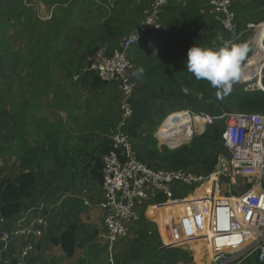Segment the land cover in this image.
<instances>
[{
  "label": "trees",
  "instance_id": "trees-1",
  "mask_svg": "<svg viewBox=\"0 0 264 264\" xmlns=\"http://www.w3.org/2000/svg\"><path fill=\"white\" fill-rule=\"evenodd\" d=\"M108 1L113 4L126 3V0ZM108 1H53L57 4L55 6L56 10H64L63 13L65 15L77 13L76 16L79 20H82L80 22H88L86 26L78 24L75 26L72 23L73 27L71 25L68 28L70 29L69 33L63 32L69 19L59 20L61 12L53 10L48 20H42L40 18L37 19L33 15L31 17L28 14L29 11L26 10L28 6L21 4L24 10L22 12L19 11L17 17H11L9 21L14 27L18 26L15 28L13 36H8L7 38H11L13 44L22 39V46L12 49L8 39L3 40L5 32H1L0 54L2 57L5 52L22 57L25 60L23 63H27V69L23 76H19V71L15 70L12 72V76L7 79L16 87V92H13L14 89L11 91L9 88L6 93L1 94L0 91V131H2L0 132V145L9 148V142L3 143L1 136L4 134L10 135L9 141L17 142L18 146L17 149L15 148V154L18 156L19 161L17 174L13 177H0V236L3 231L8 230L7 223L9 221L17 218L25 211L35 208L40 202L42 203L39 205L43 204L45 200L52 199V195H55L56 190L59 188L66 190L68 187L65 186L63 188V185H65L67 180H74L87 172H91L93 175L99 173V177L101 176L102 154L107 153L110 148V136L116 130L120 120L121 104L118 100V108L113 116H111V111L106 110L101 112L96 118H93L92 121L95 123V125L92 124L93 129L98 127V124L101 125L98 130L94 129L96 133L98 132L96 134L97 137H101V139L98 142L86 140L88 132L78 125L82 112L78 113L76 117L70 113L73 107L70 105L72 98L69 96V92L73 90L74 85H66L67 88L64 86V93L61 97H58L60 95L59 90H62V87L55 84L56 77L53 76L52 71L57 70L65 82L72 80L75 75H78L79 78L74 80L80 79L83 83L91 80L89 87L94 91H98V89L101 91L106 89L109 84L111 85V83L104 82L94 76L91 71H84L85 64L98 47L103 45L109 47L117 46L121 38L129 31V27L123 28V30L118 29V26L122 23L119 20H116L119 25H114V13L112 14L113 16L108 15L105 17L98 12V10L107 12L102 7L109 9ZM182 1L194 8L196 4H201L203 0ZM258 2L264 5V0L249 1L245 7L247 9L246 14L244 12L241 13V11L245 10L244 7L241 10L233 11L236 21H240L237 32H242V38L235 40L232 44L243 42L249 46L242 68L248 58L254 53V49L247 39L249 35L244 32L246 26L244 23L247 21L251 22V18H254V22L259 23L264 18V9L260 10L259 8L257 10V7L262 6ZM58 3L64 4L58 5ZM130 3L131 1L129 0L126 4L129 5ZM170 3L160 15V23L161 18L166 13L169 16L172 13V10L167 11L171 8L169 7ZM13 5L15 4L4 5V11L14 14L16 6ZM251 5L257 6L255 10L249 9ZM142 9L145 15L149 9V3H144ZM126 10H128L126 6L121 8L122 12ZM198 11L200 12L199 7L194 11V14L185 16V10H181L177 19H171L173 22L171 24L173 25L169 24L167 26L169 30L174 29L175 26L178 32L181 30L185 41L183 46H181V51L176 56H172V54L167 56V62L165 63H169V68L166 70L169 75L166 78V84H162L155 91L159 92V97L165 96L163 99L165 101L176 100L178 102L177 106H175L176 108L179 105L182 107L186 106L209 114H216L218 111L223 110L240 113L264 112L263 90L245 91L243 85L236 82L232 91L221 98L217 95L220 91L219 89L211 86L206 80H197L192 73L187 71V50L193 44L201 47H213L209 43L202 45L198 35L192 42L186 38L188 34H191V27L206 28L203 23L205 15L212 18L208 10H204L205 15H200ZM99 13L100 15L98 16ZM168 19L169 17L166 21ZM212 20L214 21L213 18ZM62 21H64L65 25ZM211 30L213 32H225L218 23H213ZM155 32H150V34ZM225 34L226 36L228 35L226 32ZM145 39L139 43L140 45L137 44L127 52L132 65L130 79L134 82L140 80L139 78L143 75L151 76L156 70H164L162 64H152L150 66L151 62L153 63V60H156V55L152 57L150 54L145 56L147 50L151 51L148 43L143 44ZM1 70L0 62V80L4 82L2 77L5 76ZM28 74H32V76L28 77ZM17 81H19L18 86H16ZM261 83L264 87V77H262ZM2 86L7 87V83ZM182 87L189 89L188 93H183L181 91ZM42 95H44L43 98L41 97ZM128 101L132 106L133 114L128 120L127 126L130 133L134 134L137 125L141 123L142 119L147 117L150 112L154 111L156 113V110H152L154 106L151 108L149 102L144 103L140 100L139 95L136 98L132 96ZM42 108L46 110V113L37 115ZM76 108L78 109L77 105ZM173 109L175 108L170 111ZM59 112H64L66 118L69 115L68 119L76 125L78 130L71 131L69 129L71 124L67 126L63 122L65 118H61ZM205 133L193 138L189 144L180 148L174 150L163 148V154H160L153 147L156 140L152 138V143L149 142L146 146L137 150V156L141 161L147 163L148 166L154 168L177 169L183 167L188 170L200 168L211 171L215 165V157L203 161L199 160L203 153L209 152ZM218 138L219 134L218 130H216L215 136L212 137L210 143L215 142ZM192 158L194 159L192 160ZM154 159L160 160L162 164L155 165L149 161ZM187 167H192L193 169ZM221 194L226 195L223 191ZM190 198L191 196H188L186 200H190ZM154 201L155 204L162 203L165 198L156 197ZM42 206L40 207L42 208ZM160 208L161 206H156L153 209L154 215L159 216ZM141 216L142 218L138 223V233H136V244L134 246L129 245L128 254L130 255L119 259L120 264H171V261L176 258L180 259L181 255L187 256L186 252L181 250V248H159L161 241L156 227L152 226V222L145 216L144 211ZM77 234L78 228L75 224H72L65 227L59 236L50 233L48 243L60 246L67 256H72L77 245L75 240ZM163 238L167 245H171V243L167 242L164 235ZM8 251L10 250L8 249ZM13 262L14 260L12 259L9 263L13 264ZM187 263H189V260Z\"/></svg>",
  "mask_w": 264,
  "mask_h": 264
},
{
  "label": "built area",
  "instance_id": "built-area-1",
  "mask_svg": "<svg viewBox=\"0 0 264 264\" xmlns=\"http://www.w3.org/2000/svg\"><path fill=\"white\" fill-rule=\"evenodd\" d=\"M170 1L151 0L145 20L132 27L117 46L98 47L84 67V71H91L100 80L115 84L122 96L120 120L110 136L111 145L103 158L100 180L99 206L107 211L103 224L108 232V262L115 264L114 245L139 227L142 218L139 209L172 202L180 208L177 220L170 212H164L161 217L163 231L172 228L184 241L204 240L214 264H227L252 255L259 264H264V112L223 110L209 114L179 107L163 117L154 138L159 146L170 150L189 144L212 126L220 127L224 153L216 157L211 171L150 167L138 158L133 148V137L127 126L133 109L128 100L133 96L136 83L130 79L132 65L127 52L150 32L160 30V15ZM208 4L209 14L234 42L238 24L232 0H209ZM258 76L260 78V74H253L239 82L245 91H264L261 80L251 82ZM77 78L79 76L75 75L74 79ZM181 91L188 93L185 87ZM176 110L185 111V114H178L181 111ZM224 186H227V195L221 194ZM235 189L240 190L234 192ZM212 192L214 200H211ZM188 196L191 198L186 201ZM156 197H163L165 201L155 204ZM45 227L43 219L38 221L25 212L13 228L1 233L0 243L4 248L10 245L13 237L23 240L14 264H32L30 254L35 243L31 237L35 241L42 237ZM186 244L188 242L167 245L162 239L163 247Z\"/></svg>",
  "mask_w": 264,
  "mask_h": 264
},
{
  "label": "rangeland",
  "instance_id": "rangeland-1",
  "mask_svg": "<svg viewBox=\"0 0 264 264\" xmlns=\"http://www.w3.org/2000/svg\"><path fill=\"white\" fill-rule=\"evenodd\" d=\"M107 1L108 0H106V2ZM130 1H131V3L129 5L126 4L129 2V0H126V3L122 2L119 4H113L111 1H108V8L109 9H106V8L101 6L102 9L106 10L107 12L105 13V12L100 11V10H98V12L103 14L105 17L108 15L113 16L112 14L114 13V15H115V17L113 16V18H115L114 19V25H119L118 22L116 21V20H119L122 23H121V25L118 26V29L123 30V28L129 27V30H130L133 26H135L138 23L145 20L144 19L145 16L142 12L143 11L142 7H143L144 3H150L151 0H130ZM249 1H251V0H234V1L232 0L233 11H236L238 9L241 10L242 7L245 8ZM32 2H33V0H23V3L27 4V5L31 4ZM207 3H208V0H203L201 4L198 3L193 8L192 6L187 5V3L185 1L174 0L169 6L171 8L167 10V11L172 10V13L170 14V16L168 15V13H166L165 16H163L161 18L162 20L160 23V30L158 32L148 34L147 38L143 42V44L148 43L149 48L151 49L150 52L147 50V53L145 54V56H147L149 54L151 57L156 55V60H153V63L151 62L150 66L152 64L153 65L162 64L164 67V70L163 69L156 70V71H154V73L151 74V76L143 75V76H141V78H139L140 80L135 82L136 86H135V89L133 92L134 98H136L137 95H139L140 100H142L144 103L149 102L151 105V108L154 106V109H152V110H156V113L160 112V114L159 113L156 114V113H154V111L150 112L148 114V116L146 117V119H144V120L148 121V126L151 129L150 132L153 131L155 133V130L158 128L159 124L163 120V117H164L163 115H166L172 108H176L175 106H177V104H178V102L176 100H168V101L163 100L165 98V96L159 97V92L155 91L156 88L161 87L162 84L163 85L166 84V78L169 75V73L166 72L167 68H169V63H165V62H167L166 61L167 56L169 54H172V56H176L181 51V46H183L184 41H185L183 39L184 37H183V33L181 30L178 32L177 27L175 25H174L175 26L174 29L169 30V29H167V26L169 24L171 26L173 25V24H171V23H173L171 21V19H177V17L180 16L179 13L181 10H185V16H190V14H194V11H196L197 8L199 7L200 12H201L200 13L198 11L199 14L205 15L204 10L207 11L208 9H210V5ZM206 4H207V6H206ZM258 4L261 5L262 3L258 2ZM13 6H16L15 7L16 12L15 13L18 14L21 5L15 4ZM124 6H126V8L128 10L122 12L121 8ZM256 7L257 6H255V5H251L249 7V9H252V11H253V10H255ZM259 8H260V10L264 9V5L262 4L261 7H257V10ZM243 12L246 14L247 9L245 8L244 11H241V13H243ZM100 13L98 14V16L100 15ZM48 14H49V11L47 10V8L45 6L42 5V7H40L38 10V15L43 18V17L47 16ZM76 14L77 13H75L74 15H73V13L66 14L65 16L61 15V17L63 19L64 18L69 19L68 22L66 23L65 27H64L65 23H64V21H62L64 23V25H62L64 27V30H63L64 33H69L70 29H68V28L72 25V23L75 26L77 24L86 26V23H88V22H86V23L80 22L82 20H79V18L76 16ZM0 16L3 19V21L0 22V29H4V28H6V26L8 27V21H7V18L5 16H2V14H0ZM168 17H169V19H168V21H166V19ZM212 18H210V16L205 15L203 17V23L206 26V28H200V27L193 26L190 28L191 34L190 35L188 34V36L186 38L188 40H190V42H192L193 39H195L196 36L198 35V36H200V43H202V45L209 43V44L213 45L212 48H216V47L221 46L223 41L233 42V40L230 39L229 35L226 36L225 32H217V31L213 32L211 30L213 23L217 24L215 21L212 20ZM250 20H252V21L251 22L247 21L246 23H244L246 25L244 28V30H245L244 32L248 33L249 36L247 39L251 43V45L254 49V53L252 54L251 57H256V58L258 57V60L254 64V66L248 67V68L254 69L255 76H257L256 75L257 73L260 74V78H259V76L255 77V78L253 77L251 82L255 83V80L260 82L261 78L264 77V50H263L264 49V43H263L264 39H262L261 42H259V43H257V41H256V38L259 35V27L261 26V24H263L264 18L259 23L254 22V18H251ZM236 22H237V24L238 23L240 24V21L237 20ZM9 24H11V23L9 22ZM248 24H249V27H248ZM17 26L18 25H16L14 27V25H13V28L11 31L7 30V28H6L5 34L3 35L4 36L3 40L8 39V42H9L10 46L12 47V49L14 47L18 48L19 46H22V44H23L22 39H19V41L17 43L13 44L12 39L7 38L8 36H13L14 30ZM72 27H73V25H72ZM1 32H2V30H0V33ZM7 32H9L8 36L6 35ZM218 36H222L223 41L218 40L217 39ZM239 38H242V32L236 33L235 40H237ZM1 40H2V38H1ZM203 40H205V41H203ZM258 44H260V46ZM260 52L261 53L263 52V54H261ZM251 57H249V58H251ZM23 61H25V60L22 57H17V55L12 54V53L5 52V55L3 57L0 54V62H1V68H2L1 71H2L3 75L5 76V77H2L4 79V82L0 80L1 94L6 93L8 88L11 91L14 89L13 92H16V87H14L13 84L10 83L7 79L12 76V72L15 70L19 71V73H18L19 76H23L24 72L27 69V65H26L27 63H23ZM246 63H247V61H246ZM246 65L247 64H245V66ZM243 68H244V66H243ZM52 74L54 77H56L55 84L62 87V90H59L60 95H58V97H61L62 94L64 93L63 87L65 86L67 88L66 85H68V82H65L63 80V78L61 77V74L58 73L57 70L52 71ZM30 76H32V74H28V77H30ZM242 78L243 77L241 76L240 80H242ZM90 81L91 80H87V81H85V83H83L82 81H80V79L74 80V78H73L71 80V82L73 83L74 87H73L72 93H70V92L69 93L74 96L75 100L77 101V104L82 103V117H80L78 120L79 127H81L82 129L84 128L83 130L88 132V134L86 136L87 140L98 142L99 139H98L94 129L98 130V127H101V125L98 124L97 125L98 127L93 129L92 124L95 125V123L92 121L93 118L94 117L96 118L97 116H99L101 114V112H104L106 110L111 111V116H113L114 113L117 111V108H118V100L120 102V99H122V96L120 95L116 86L113 84H111V85L109 84V86H107L106 89H103L101 91L99 89H98V91H94V90L90 89V87H89ZM239 81H238V84H241ZM4 83H7V87L2 86V85H4ZM16 83H17L16 86H18L19 81H17ZM9 86H13V87H9ZM68 86H72V85H68ZM243 87H244V85H243ZM187 90H189V89H187ZM41 97L43 98L44 95H42ZM179 107H182V106L179 105ZM184 107L187 108L186 106H184ZM188 108H190V107H188ZM45 113H46V110L44 108H42V110L39 111L37 113V115H44ZM60 116H61V118H65V116H63V117H62V115H60ZM144 120H142V121H144ZM142 121H141V123H142ZM139 125H137V127ZM219 129H220L219 126H212L206 131L205 136H206V139L208 140L207 146L209 148V152L206 154L203 153L200 156V159H199L200 161H203L205 159H211L214 157L216 158L219 154L224 153L223 146L220 143L221 139L219 140V138H218L217 140H215V142L210 143V140L212 139V137L215 136L216 130H218V134H219ZM70 130L76 131L74 128H72ZM135 131H137V130L135 129ZM142 131L143 130H140V132H139L140 135H138V136L134 132L133 139H131L132 143H133V148L135 149V151H137L140 148L141 140H143V142H147V140H149V138H150L149 142L150 143L153 142L152 138H154V133L153 132L151 134L149 133L145 138H142V136H141ZM97 134H98V132H97ZM8 142H9V148L4 146V145L3 146L0 145V177H2V176L13 177L17 171V168H15L16 162H17L16 157H15V148L17 149L18 145H17V142H14V141L10 142L9 139H7L6 142H3V143H8ZM143 145H144V143H143ZM153 147L156 150H158L160 154L164 153L163 147L159 146L158 142H154ZM103 158H104V156H103ZM193 159L194 158H192V160ZM149 161L155 165H161L162 164V162L160 160H156V159L149 160ZM181 168H183V167H181ZM187 168L193 169L192 167H187ZM93 186H94V188L92 190L89 187V190L87 192V196L84 197L85 201H87V202H90V201L97 202V201H94L95 198H89L90 192L92 191L94 193L96 191V189H98L99 183L94 182ZM81 194H82V196H85V192H81ZM78 195H79V193H78ZM79 197H80V195H79ZM168 204H171V203H168ZM168 204H166V205H168ZM164 207H166V206L165 205L161 206V208H164ZM102 210L107 212L105 209H102ZM148 210H149V208L146 209V206H143L138 211L140 212V214H143V211L148 212ZM74 216H75V214L73 213V207L72 206H70V207L66 206L63 213L61 214V217L58 220H62L64 223H66L67 219L74 218ZM105 216H106V213H105ZM76 217H77V215H76ZM161 217H162V213H161ZM153 221L155 222V220H153ZM10 224H11V222H10ZM152 226L155 227V225H152ZM9 228H11V225H9ZM156 228H157V225H156ZM82 229L86 233L89 231V228L86 226H83ZM8 230H10V229H8ZM136 233H138V232H135V234L131 233L121 243H118V245H114L113 256H114V262L116 260L115 264H120L119 259H121L123 257L126 258L130 255V254H128V251L130 249L129 245L131 244L134 246L136 244L135 243V239L137 238ZM158 234H159V231H158ZM162 234L165 236L167 242H169L171 244H179V243L188 242V244L191 246L196 241V240H191V239H189L190 241H184L181 236H179V238H177L175 240H171L168 233H165L163 231ZM163 241H165L164 238H163ZM103 242L104 241L101 238V236H98L92 252L93 253L100 252L99 247L101 244H103ZM186 246H180V247H176V248H181V250L186 252L187 256L181 255L180 259L176 258L175 260L171 261V264H198V262H197L198 260H201L199 264H202L201 263L202 261H207L208 255L206 252H208V250L207 251L204 250L203 254L202 253L197 254V252H195L194 250L188 251V248ZM83 247H85V246H83ZM182 247H184V248H182ZM102 250H103V247H102ZM106 253L108 254L107 250L105 252V255H107ZM84 254H85V252H84ZM0 259H1V256H0ZM12 259L15 261V259L13 257H10L8 260L6 258L7 264H10L9 262ZM188 260H189V263H187ZM108 264H109V262H108Z\"/></svg>",
  "mask_w": 264,
  "mask_h": 264
},
{
  "label": "crops",
  "instance_id": "crops-1",
  "mask_svg": "<svg viewBox=\"0 0 264 264\" xmlns=\"http://www.w3.org/2000/svg\"><path fill=\"white\" fill-rule=\"evenodd\" d=\"M53 1L54 2H57V1L62 2V0H33V2L31 4L27 5V4L23 3V0H0V14H2V16H5L7 18L8 27L6 26V28H7V30L11 31L13 28V25L9 24L10 18L11 17H17L18 14H16V13L9 14V13L5 12L4 11V5H10L13 3V4H20V5L22 4L24 6H28V7H26V10L29 11L28 14L31 17L33 15L37 19L40 18L42 20H48L51 17L53 10H56L55 6L57 4L54 3ZM59 4L63 5L64 3L63 4L58 3V5ZM42 5L45 6L47 8V10L49 11V14L43 18L38 15V10L40 7H42ZM65 7H66V5H65ZM23 10L24 9L22 7H20L19 11L22 12ZM56 11L59 13L61 12V14L59 16V20H62L63 18L61 17V15L65 16V13H63L64 10L59 9ZM1 21H3V19L0 16V22ZM6 28L0 29V30H2V32H5ZM8 33L9 32L6 33L7 36H8ZM1 35H2V33H0V36ZM257 60H258V57L257 58L256 57L249 58L247 60V63H246L247 65L242 69L243 70L242 75L247 73L248 76L251 77L254 74V69H251L248 67L254 66V64L256 63ZM256 75H258V73ZM67 82H68V85H73L71 80L67 81ZM70 93H72V91H70ZM70 93H69V96L72 98V100L70 101V105H71V107H73L70 110V113L73 114L74 117H76V115H78V113L82 112V103L77 104V101L75 100L74 96L71 95ZM76 105L78 106L79 110L76 108ZM158 113L160 114V112H158ZM158 113H156V114H158ZM59 114H61L62 117L65 116V119L63 120V122H65L67 124V126L71 124L69 126V129L74 128L75 130H78L76 125H74V123L68 119L69 115H68V118H66V114L64 112H59ZM144 119H146V117ZM144 119H142V120H144ZM149 129L150 128L148 126V121L144 120V121H142V123L138 127H136L137 131H135V134L138 136V135H140L139 134L140 130H143L141 132V136H142V138H145L149 133L151 134L153 132V131L150 132L151 129L150 130ZM0 132H2V131H0ZM95 132H96V130H95ZM102 136H104V135H102ZM131 136L133 137V134ZM1 137H2L1 138L2 141L6 142V140L9 139L10 135L4 134ZM98 139H101V137H98ZM219 140H220V136H219ZM148 142H149V140H147V142H143V140H141L140 148L143 146H146ZM156 142H157V140H156ZM143 143H144V145H143ZM220 143H221V141H220ZM104 154L105 153H103L102 155L104 156ZM15 157L17 160L15 168H17L19 161H18V156L16 154H15ZM102 164H103V162H102ZM196 170H200V168H198ZM18 171H19V169L17 168V171L15 174H17ZM100 180H101V176L99 177V173L97 175H93L91 172H87L85 175L77 177L74 180H72V179L67 180L65 185H63V188H65V186H67L68 188L66 190H62L61 188L56 190V194L52 195V199L45 200L44 203L41 204V205H43L42 208L40 207L41 205H39L40 203H42V202H40L35 208H31L30 210L25 211V212H29V216L31 218H34L38 221L40 219H43L46 222L45 233L42 234V237L38 238L36 241L31 237V241H33L35 243L34 248L30 254V261L32 262V264H95V263L96 264H108V254L106 253L107 255H105V252L107 250V245H108V232L106 231L104 224H103V219L105 218V213L107 214V212H105L104 210H102L100 208L101 205L99 206L100 197H101ZM94 182L99 183V186H98V189H96V191L94 193L92 191L90 192L89 198H95L94 201H97V202L90 201L89 204L86 205L85 202H87V201H85L84 197L87 196V192L89 190V187L91 190L94 188V186H93ZM222 189H223L222 190L223 193L226 194L227 193V186H224ZM239 190L240 189H235L234 192L235 191L239 192ZM81 192H85V196H82ZM78 193H79L80 197H79ZM194 194H196V193H194ZM166 204H168V203H165L164 205H166ZM66 206H68V207L72 206L73 207V213L75 214V216H74V218L67 219V222L64 223L62 220H58V219L61 217V214L63 213ZM153 209H154L153 207L152 208L150 207L148 212L144 211L145 216L147 218H149V220L152 222L153 225H155V227L157 225V228H156L157 234L159 231L158 236L160 238V241H162L163 229H162V223H161V214L159 216L154 215ZM24 213H22L21 215H23ZM178 213H179V211H178ZM21 215H19L17 218H14L13 220H11L10 221L11 224H10V222H8L7 228L8 229L13 228L17 219ZM76 215H77V217H76ZM175 219H176V217H175ZM153 220H155V222ZM72 224H75L78 228V234L75 236V240H76L77 245L74 248V252H73L72 256H67L64 253V251L61 249L60 246L50 245L48 243V239H49L50 233H52L56 236H59V234L63 231V229H65V227L72 225ZM9 225H11V228H9ZM83 226H86L89 228V231L87 233L82 229ZM39 227L41 228L42 225ZM136 231L138 232V227L136 229H133L132 232L129 233V235L131 233L135 234ZM98 236H101V238L103 239L104 242L99 247L100 252L93 253L92 251L94 249V245L96 243V239ZM10 245L8 247L4 248L3 245L0 243V256H1L0 264H2V263L7 264L6 258H7V260L10 257H13L14 259L16 258L15 256L17 255L19 250L22 248L23 240L18 239L17 237H13ZM186 245H184V246H186L188 248V251H193L192 247L189 244H186ZM83 246H85V247H83ZM102 247H103V250H102ZM176 247H180V246L176 245ZM176 247H174V248H176ZM160 248L165 249V248H169V247L163 248L162 242H161ZM182 248H184V247H182ZM8 249L10 251H8ZM207 249H208V247H207ZM204 250L207 251L205 248H204ZM84 252H85V254H84ZM203 253H204V251H202V254ZM206 253L208 255V259H207V261H202L201 263L202 264H213L212 260H211L212 253L210 252L209 249H208V252H206ZM3 254H4V257H3ZM240 259L241 258H237L235 260H232L231 262H228L227 264H259L254 255L247 257V258L244 257L242 260H240ZM200 261L201 260L197 261L198 264L200 263ZM14 263H15V261L13 262V264Z\"/></svg>",
  "mask_w": 264,
  "mask_h": 264
},
{
  "label": "clouds",
  "instance_id": "clouds-1",
  "mask_svg": "<svg viewBox=\"0 0 264 264\" xmlns=\"http://www.w3.org/2000/svg\"><path fill=\"white\" fill-rule=\"evenodd\" d=\"M223 41L222 36L217 37ZM248 44H232L223 41L216 48L201 47L193 44L187 50L186 69L197 80H206L219 89L218 96L223 98L232 91L233 85L241 79L242 64L248 53Z\"/></svg>",
  "mask_w": 264,
  "mask_h": 264
},
{
  "label": "bare ground",
  "instance_id": "bare-ground-1",
  "mask_svg": "<svg viewBox=\"0 0 264 264\" xmlns=\"http://www.w3.org/2000/svg\"><path fill=\"white\" fill-rule=\"evenodd\" d=\"M262 39H264V23L259 27V35L257 36V38H256V41H257V43H259V42H261V40ZM255 41V42H256ZM259 46H260V44H258ZM264 50V49H263ZM261 53V52H260ZM261 54H263V52L261 53ZM251 61V60H250ZM250 63V62H249ZM250 66V65H249ZM249 70V69H248ZM243 71V70H242ZM246 72V71H245ZM248 76V74L247 73H245L244 75H242V77L244 78V80H247V77ZM176 111H181V110H176ZM178 114H185V111H181V112H178ZM216 197L214 196V194H213V192L211 193V200H214ZM186 201H188V200H186ZM234 201L235 202H238V200H235L234 199ZM166 207H164V208H160V210H159V215L162 213V216H163V214H164V212H170L172 215H173V218H175L176 216H177V213H178V211H179V209L180 208H178V207H176L175 205H173V203H171V204H168V205H165ZM175 215V216H174ZM165 233H168V235H169V237H170V239L171 240H175V239H177V238H179L178 237V232H175L172 228L171 229H168V230H165L164 231ZM207 232L208 233H210L211 232V229L210 228H208L207 229ZM196 245V246H195ZM191 247H192V249L195 251V252H197V254H200V253H202V251H204V248L206 249V250H208L207 249V247H206V244H205V242H204V240H196L195 241V243L194 244H192L191 245ZM190 247V248H191ZM204 247V248H203Z\"/></svg>",
  "mask_w": 264,
  "mask_h": 264
},
{
  "label": "water",
  "instance_id": "water-1",
  "mask_svg": "<svg viewBox=\"0 0 264 264\" xmlns=\"http://www.w3.org/2000/svg\"><path fill=\"white\" fill-rule=\"evenodd\" d=\"M213 263V262H212ZM214 264V263H213Z\"/></svg>",
  "mask_w": 264,
  "mask_h": 264
}]
</instances>
